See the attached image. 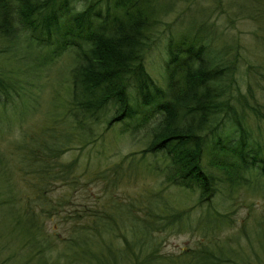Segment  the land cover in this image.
Returning a JSON list of instances; mask_svg holds the SVG:
<instances>
[{
  "label": "trees",
  "instance_id": "obj_1",
  "mask_svg": "<svg viewBox=\"0 0 264 264\" xmlns=\"http://www.w3.org/2000/svg\"><path fill=\"white\" fill-rule=\"evenodd\" d=\"M173 1L0 0V58L13 51L7 42L16 39L47 47L54 55L69 51L73 56L63 112L51 111L42 128L12 140L11 151L0 147V207L25 232L27 242L37 243V251L53 247L42 233L41 217L52 207L49 182L67 180L59 155L74 137L93 138L95 125L105 130L119 124L130 137L141 129L150 169L164 182L192 191L198 202H209L220 191L226 198L239 188L264 197V103L256 100L249 84L240 88L238 51L229 49L214 23L203 18L173 31L166 42L162 83L145 68L144 54L154 43L162 16L173 10ZM240 11L231 14L242 16ZM19 80L11 67L0 63V112L26 96ZM234 200L230 207L236 206ZM146 201L141 222L129 220L134 234L124 238L123 249L108 239L121 209L117 201L108 203L111 211L86 206L60 239L65 248L61 257L76 253L88 264H240L221 259L208 246L227 213L209 206L194 221L166 203ZM260 223L258 219V229L264 228ZM178 226L200 230L206 240L174 255L147 246L151 231L157 235Z\"/></svg>",
  "mask_w": 264,
  "mask_h": 264
},
{
  "label": "rangeland",
  "instance_id": "obj_2",
  "mask_svg": "<svg viewBox=\"0 0 264 264\" xmlns=\"http://www.w3.org/2000/svg\"><path fill=\"white\" fill-rule=\"evenodd\" d=\"M162 1L165 4L168 0ZM217 1L174 0L173 10L162 16L161 23L156 27L154 43L144 54L145 68L157 82L162 83L167 39L173 36L178 26L205 18L214 23L215 30L229 49L233 47L238 51L240 88L244 90L249 84L256 100L264 103V0ZM250 9L255 12L254 18L250 17L253 13ZM237 10L242 16L231 14ZM15 41L7 42L6 48H13V51L0 58L1 64L11 67L14 74L22 77L19 81L26 94L0 112V130H4L6 124L4 134H0V147L9 151L12 150L8 148L12 146V140L15 142L26 133L35 132L47 124L46 117L51 111L63 112L68 93V67L73 60L69 51L54 55L47 47L38 48L20 39ZM3 42L0 41V48ZM253 125L258 128L255 122ZM137 131L134 137H130L121 131L119 124L105 130L104 125H95L93 138L74 137L69 146L61 151L59 161L68 171L67 180L47 185L52 207L41 217L42 233L50 237L53 247L43 253V250L37 251L36 242H27L25 232L13 225L11 215L0 207V264H88L76 253L68 252L61 257L65 248L60 239L77 224L86 206L111 211L108 203L113 201H117L121 209L114 217L115 232L108 239L112 246L123 249L126 247L122 246L124 238L134 234L129 228V220L132 218L141 222L146 199L157 205L166 203L172 209L182 211V217L187 216L194 221L209 206L227 213L224 226L213 234L216 238L208 246L221 259L232 258L240 264H264V228L258 229L256 224L259 219L264 225V197L245 193L239 188L231 189L230 196L226 198L220 191L209 202H198L197 195L192 191L164 182L158 173L150 169V156L142 152L145 145L143 131ZM10 159L16 161V156ZM105 168L110 172L104 173L107 176L103 180L100 176L104 175L102 169ZM119 168L122 174H116ZM18 172L15 175L20 181L21 173ZM21 187L27 186L21 183ZM234 198L236 206L230 207L229 201ZM199 231L183 226L169 228L157 235L151 231L150 241L146 244L164 254L174 255L204 242L206 238ZM210 240L207 239V242ZM126 262L130 263L119 260L117 264H128Z\"/></svg>",
  "mask_w": 264,
  "mask_h": 264
}]
</instances>
